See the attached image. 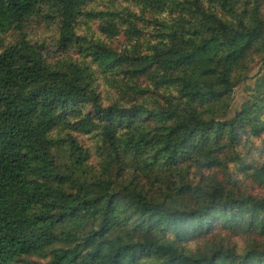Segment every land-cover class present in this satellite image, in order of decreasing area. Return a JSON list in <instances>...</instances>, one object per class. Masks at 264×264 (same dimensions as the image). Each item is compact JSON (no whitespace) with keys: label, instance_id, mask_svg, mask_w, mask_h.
<instances>
[{"label":"trees","instance_id":"obj_1","mask_svg":"<svg viewBox=\"0 0 264 264\" xmlns=\"http://www.w3.org/2000/svg\"><path fill=\"white\" fill-rule=\"evenodd\" d=\"M124 1L0 0V264H264V0Z\"/></svg>","mask_w":264,"mask_h":264},{"label":"rangeland","instance_id":"obj_2","mask_svg":"<svg viewBox=\"0 0 264 264\" xmlns=\"http://www.w3.org/2000/svg\"><path fill=\"white\" fill-rule=\"evenodd\" d=\"M110 0H97L96 8L104 9L107 4H109ZM117 3L124 4V6L128 5L124 0H117ZM92 24V30L88 28V26H83L80 29V35H90L93 34L95 37H100V33L97 30V25ZM28 40L32 43H36L42 46V51L47 56L48 60L51 62H57L66 56L73 58L74 60L80 59V54L74 50L70 54H63L59 50L58 43L56 42L57 38V27L55 25H50L43 19H38L36 21H32L26 30ZM17 40V35L11 33L5 39V45L13 44ZM264 76V64H256L250 73V79L247 83L241 84L235 89L233 96V105L231 107V112L229 118H233L238 112H240L242 104L248 98V92L246 90L247 86H253L255 81L260 77ZM101 85V90L107 91L110 96V91L114 94V90H110V88L106 87V80L103 79V75H101V80L98 82ZM145 85V84H143ZM108 96V94H106ZM107 99V98H106ZM253 144L250 145L249 148L242 147V155L246 157L249 161L256 160L259 164H264V135L260 138L252 139ZM87 145L91 146L92 142L85 139ZM252 181V180H251ZM249 181L247 184L250 185V188L253 186L252 182ZM254 194L259 195L263 191L259 188L258 185H255L254 189H252Z\"/></svg>","mask_w":264,"mask_h":264}]
</instances>
